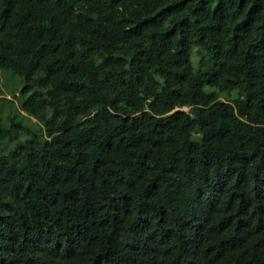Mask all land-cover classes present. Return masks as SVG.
<instances>
[{
  "label": "trees",
  "instance_id": "obj_1",
  "mask_svg": "<svg viewBox=\"0 0 264 264\" xmlns=\"http://www.w3.org/2000/svg\"><path fill=\"white\" fill-rule=\"evenodd\" d=\"M0 73V264H264V0H0Z\"/></svg>",
  "mask_w": 264,
  "mask_h": 264
},
{
  "label": "rangeland",
  "instance_id": "obj_2",
  "mask_svg": "<svg viewBox=\"0 0 264 264\" xmlns=\"http://www.w3.org/2000/svg\"><path fill=\"white\" fill-rule=\"evenodd\" d=\"M189 60L191 63V68L195 69V66L197 63V57L195 56V54L193 52L190 53ZM3 80H5L4 75L2 73H0V88H3V86H2ZM5 96H7V95H5Z\"/></svg>",
  "mask_w": 264,
  "mask_h": 264
}]
</instances>
